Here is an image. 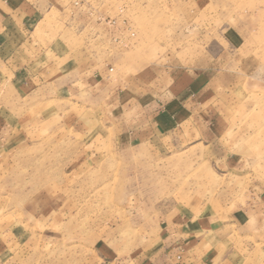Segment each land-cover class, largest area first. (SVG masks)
Returning a JSON list of instances; mask_svg holds the SVG:
<instances>
[{
	"label": "rangeland",
	"instance_id": "rangeland-1",
	"mask_svg": "<svg viewBox=\"0 0 264 264\" xmlns=\"http://www.w3.org/2000/svg\"><path fill=\"white\" fill-rule=\"evenodd\" d=\"M74 1L132 36L124 54L135 65L108 64L110 77L149 65L216 69L223 126L210 149L186 129H149L143 113L120 114L114 98L82 96L58 102L55 113L26 114L35 127L25 143L0 152V222L24 235L17 264H126L160 247L181 216L226 199L233 210L256 202L264 194V0ZM261 244L234 241L256 250L249 264L264 261Z\"/></svg>",
	"mask_w": 264,
	"mask_h": 264
},
{
	"label": "crops",
	"instance_id": "crops-1",
	"mask_svg": "<svg viewBox=\"0 0 264 264\" xmlns=\"http://www.w3.org/2000/svg\"><path fill=\"white\" fill-rule=\"evenodd\" d=\"M74 4L0 0V152L25 143V129L35 127V118L28 121L26 114L55 113L58 102L69 107L82 96L96 98L98 104L114 98L120 114L143 113L149 129H186L194 144L213 148L223 126L218 117L225 88L218 83L220 73L200 64L169 72L149 65L139 74L110 77L108 64L135 65L124 54L132 36L120 26L99 24L93 17L99 12ZM73 33L81 38L78 46L72 45ZM1 222L0 264H17L24 235ZM249 239L264 241V194L246 208L236 204L233 210L226 199L167 223L160 247L126 264H249L247 257L256 250L234 247L235 240ZM258 258L252 264H259Z\"/></svg>",
	"mask_w": 264,
	"mask_h": 264
}]
</instances>
